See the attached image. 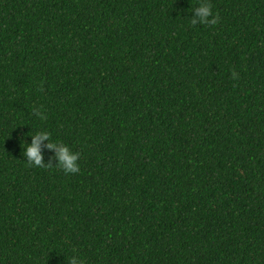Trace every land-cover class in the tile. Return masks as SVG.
I'll return each mask as SVG.
<instances>
[{
    "label": "trees",
    "instance_id": "trees-1",
    "mask_svg": "<svg viewBox=\"0 0 264 264\" xmlns=\"http://www.w3.org/2000/svg\"><path fill=\"white\" fill-rule=\"evenodd\" d=\"M210 2L0 0V264H264V0Z\"/></svg>",
    "mask_w": 264,
    "mask_h": 264
},
{
    "label": "clouds",
    "instance_id": "clouds-1",
    "mask_svg": "<svg viewBox=\"0 0 264 264\" xmlns=\"http://www.w3.org/2000/svg\"><path fill=\"white\" fill-rule=\"evenodd\" d=\"M192 15L189 22L192 26L200 25H215L218 22V16L214 13L210 0H197V4L191 10ZM233 79L237 78L235 71L231 72ZM33 115L38 120H44L45 114L39 107H33ZM30 142L24 143L23 149L24 160L31 166L44 168V167H56L59 168L65 175L75 174L80 171L79 158L80 153L73 151L72 148L59 140L53 141L49 131L41 129L35 131L34 134L28 135ZM51 155L48 158V162L44 160V153L42 146ZM55 161L53 165L52 161ZM67 264H86L85 259L78 253L73 251L68 257Z\"/></svg>",
    "mask_w": 264,
    "mask_h": 264
}]
</instances>
